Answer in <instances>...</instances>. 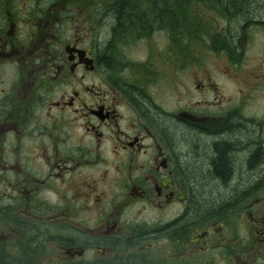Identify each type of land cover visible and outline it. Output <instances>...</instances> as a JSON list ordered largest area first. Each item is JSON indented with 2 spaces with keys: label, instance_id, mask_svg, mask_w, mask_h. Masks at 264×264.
<instances>
[{
  "label": "flooded vegetation",
  "instance_id": "1",
  "mask_svg": "<svg viewBox=\"0 0 264 264\" xmlns=\"http://www.w3.org/2000/svg\"><path fill=\"white\" fill-rule=\"evenodd\" d=\"M236 2L0 0V264H264V0ZM171 42L211 70L166 89Z\"/></svg>",
  "mask_w": 264,
  "mask_h": 264
},
{
  "label": "rangeland",
  "instance_id": "2",
  "mask_svg": "<svg viewBox=\"0 0 264 264\" xmlns=\"http://www.w3.org/2000/svg\"><path fill=\"white\" fill-rule=\"evenodd\" d=\"M184 47H179L175 43L171 42L169 45L166 43V89L172 87H182L180 81L184 78V81L191 80V73L195 72L194 69L200 67L198 64H184L179 60L174 61L175 57H184L183 55H199L204 59V69L211 70V58L216 55L211 48L199 47L193 51L185 50ZM196 50V51H195ZM198 70V69H197Z\"/></svg>",
  "mask_w": 264,
  "mask_h": 264
},
{
  "label": "trees",
  "instance_id": "3",
  "mask_svg": "<svg viewBox=\"0 0 264 264\" xmlns=\"http://www.w3.org/2000/svg\"><path fill=\"white\" fill-rule=\"evenodd\" d=\"M260 2L261 0H237L236 7L238 10L242 12L243 15H246L248 14V11L252 9L254 3L259 4ZM181 17L182 16L175 14H170L166 16V25L169 27L170 34L173 37L178 36L181 33L180 27L181 24L183 23ZM228 148L229 145H223L221 149L219 148L217 151L218 156L214 159L215 169L217 173L223 178H226L230 173L229 158L227 155Z\"/></svg>",
  "mask_w": 264,
  "mask_h": 264
},
{
  "label": "bare ground",
  "instance_id": "4",
  "mask_svg": "<svg viewBox=\"0 0 264 264\" xmlns=\"http://www.w3.org/2000/svg\"><path fill=\"white\" fill-rule=\"evenodd\" d=\"M160 28V27H159ZM120 42V41H119Z\"/></svg>",
  "mask_w": 264,
  "mask_h": 264
}]
</instances>
